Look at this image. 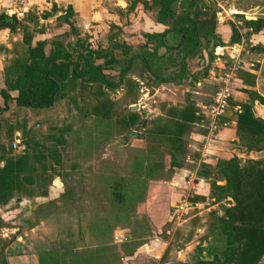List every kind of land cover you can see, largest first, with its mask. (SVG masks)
<instances>
[{
	"label": "rangeland",
	"instance_id": "1",
	"mask_svg": "<svg viewBox=\"0 0 264 264\" xmlns=\"http://www.w3.org/2000/svg\"><path fill=\"white\" fill-rule=\"evenodd\" d=\"M66 2L0 0V15L15 19L8 31L16 37L15 43H20L18 40L29 31L34 42L45 36L53 38L55 32L67 29L58 23L62 17L51 22L44 18L52 13L58 16V10L68 7ZM92 5L90 11H95L98 5ZM173 9L183 11L176 5ZM216 11L211 5L203 14L209 17L205 23H201L199 14L192 15L198 39L189 52L186 49L192 44L175 52V60L168 58L174 67L163 77L152 74L141 58V66L129 68V60L113 50L106 58L95 60L105 74V84L77 81L75 90L58 94L53 104L39 114L9 108V123L4 121L0 128V139L6 142L2 164L25 153L34 170L17 175L19 188L14 185L0 199V264H180L171 256L195 236L204 232L210 235L209 242L223 241L217 233L222 225L219 219L225 220L226 214L240 216L252 192L247 184L249 176L241 169L254 167L264 172V163H251L258 158L256 155L239 154L240 150L247 151L245 147L251 141L245 137L236 144L237 139H229L231 125L226 117L208 140L206 129L197 124V116H192V123L172 119H180L181 112L193 110L194 104L202 112V106L210 102L222 84L221 74L227 72L230 59L225 52L230 49H223L216 60L217 44L209 35L213 22H223L224 14ZM23 23H28L27 31ZM2 26L0 21V29ZM79 38L93 47L98 40ZM74 41L69 35L59 37L70 51L75 49ZM10 43V49L22 52L19 45ZM243 48L245 59L246 45ZM9 55L7 65L12 58ZM108 58L114 61L104 63ZM145 59L149 66L154 65L152 58ZM181 59L183 66L179 65ZM239 68L228 81L230 96L224 113L232 112V104H237L238 110L243 105L252 109L250 91L241 83L244 77ZM134 74L138 76L132 78ZM137 98H142L138 104ZM233 112L236 116L237 111ZM16 133L20 143L12 149ZM235 135L243 134L235 128ZM224 160H234L242 174L238 185L222 193L215 191L213 184L224 179L215 176L213 170L218 168L217 162ZM177 167L179 170H175ZM25 175L31 183L22 179ZM195 177L208 179L201 182ZM218 193L224 195V200L212 209L210 206L219 200ZM205 196L203 202L192 203ZM182 199L192 204L175 211L174 206ZM218 209L220 215L213 211ZM198 224L206 227L201 233L195 230ZM241 224L239 218L235 219L234 229ZM115 235L120 236L119 241L114 240Z\"/></svg>",
	"mask_w": 264,
	"mask_h": 264
},
{
	"label": "crops",
	"instance_id": "2",
	"mask_svg": "<svg viewBox=\"0 0 264 264\" xmlns=\"http://www.w3.org/2000/svg\"><path fill=\"white\" fill-rule=\"evenodd\" d=\"M117 1L119 5L116 4ZM155 2L156 0H67L66 3L70 8V11L68 10L69 16L67 20L71 22L73 29L71 30L69 25L60 18L61 22L58 23L61 24V27L63 25L67 26V29L63 28L64 30H61V32H55L56 36L53 38L45 36L38 39L45 40L46 43L43 49L45 53H47L50 48V42L52 40L59 41V37L61 35H69L70 37L72 36L75 40L74 44L77 39H79V42L85 43L84 40L79 38L81 36L88 37V40H90V37H95L98 38L96 41L97 44L94 47L88 44L91 48L97 47L103 52L109 54L113 52V50H118L125 60H129V68L132 65L141 66L142 61L139 54L142 49H146L147 51H152L153 49L155 53L158 55L161 54V56L157 58L156 63L153 65L152 71H154L156 75L163 77L165 74H167V70L174 67L169 65L168 58L170 56L172 57V55L179 51V49L181 50L180 44L183 41V36L191 34V26L189 24L193 22L192 15L199 14L202 16L201 23H205L209 20V17L203 16V14H206L212 5L216 8L217 13L225 15L228 14L233 20L242 21L243 26L246 28L245 37L248 38L249 44L246 45L247 50L245 53V59L243 55V52L245 51L244 48V51H242L241 54L244 61V63L239 68V71L243 72L244 77L241 83L248 85L250 99L252 101L251 113L253 117L259 118L262 122H264V101H259L255 97L259 96L264 99V0H176L170 5L172 15L169 19L170 23L167 25L156 20L158 7L154 5ZM92 4L98 5L95 11H90V7L93 6ZM174 5L180 6L183 11H173ZM64 8L65 10L62 9L57 11L60 16H53L54 14L52 13L45 16L44 18H48V21L51 22L55 19V17H62L66 11V7ZM95 15H97V18H95ZM246 15L250 16V19H248ZM226 17L227 16H223V22H216L215 24L213 22L211 33L215 38L217 47L229 46L230 42H232L231 35L233 32L237 36V39L232 43L239 42L241 36L240 31L235 29L232 25V22L229 19H226ZM172 18L174 19V22L172 21ZM250 21H252V23ZM76 25L80 26L77 30L74 29ZM9 30L10 29L6 27H1L0 29V72H3V69L7 65L6 62L10 57V40L13 41L14 44L16 42V37H14L12 34H8ZM196 32L199 35L198 30ZM145 34H160L161 36L158 40L156 38L148 41V39L144 37ZM18 41L20 42L21 38ZM62 45L66 48L68 46V44L65 45V43H62ZM73 48L76 47L73 45ZM127 56H129L128 59H126ZM94 63L96 64L95 61ZM180 63L183 65V59L180 60L179 65H181ZM101 73L104 75V78L105 74L102 71ZM135 76L138 75L134 74L132 78ZM88 84H91V82ZM195 84L200 85L202 83L201 81H195ZM1 87L2 78L0 79V88ZM74 88L75 87L71 88L67 84L62 95L68 94L70 91L75 90ZM194 94H196L195 91ZM140 99L137 98L136 102L138 103V100ZM12 106L13 108H18V110H24V113L28 114H39L41 110H46V108L31 109L26 107H16L12 103H8V108L4 111H0V128L4 121L9 123L6 115H9V108ZM196 106L197 105L194 104V109L192 110L193 115L195 116L196 112L199 111L198 107L196 108ZM232 107V112L227 110V112L223 115V117L229 119V121L226 122L231 125V129L227 131V134L231 132L230 135L232 136H229V139H237L236 144H241V139L243 140V138L248 137V135H235L234 126L236 122V116H234L233 111H239L235 109L239 106L237 104H232L231 108ZM257 107L260 108V113L256 111ZM231 114H233V116H231ZM171 115L169 118H172ZM172 119L180 121L179 118L174 117ZM194 119L197 120V118ZM168 121H170V119ZM192 122L193 121H191V123ZM144 123L145 122L143 120L142 125ZM153 130L155 131V129H152L151 132H154ZM223 135L226 136L225 133H221V136ZM1 140L2 139H0V163L2 164V154L6 150V146L4 145L6 142ZM260 143L261 141H259L257 144ZM239 154H247L248 157H253L256 155L254 157L258 158H254L252 161H261L264 163V148L259 151L240 150ZM175 170H179V168L177 167ZM202 179L203 182H205V180L208 178L205 179L202 177ZM216 183L217 185H223L224 180L216 181ZM204 199L206 200L207 196L203 197V199L199 198L198 201L195 200V202L192 203L196 205L203 202L202 200ZM210 200H213V198L210 197ZM223 200L224 198L219 199L216 202L213 200L214 203L210 207L215 209L213 207L220 205ZM206 209L209 210L210 208L207 207ZM213 211L216 215H220L219 209ZM205 228L206 227L204 225L198 224L196 225L195 230H198V232L201 233V231H204ZM203 235L204 232L201 234V236H195L194 241L188 243V245L185 247L176 250L174 255L171 256L173 261H175V263L181 264H196L198 261H210L213 256H216L218 260H221L222 256L220 258V254L223 249V245L209 242L210 235ZM259 263L264 264V255L259 259Z\"/></svg>",
	"mask_w": 264,
	"mask_h": 264
},
{
	"label": "trees",
	"instance_id": "3",
	"mask_svg": "<svg viewBox=\"0 0 264 264\" xmlns=\"http://www.w3.org/2000/svg\"><path fill=\"white\" fill-rule=\"evenodd\" d=\"M176 0H156L155 6L158 7L156 20L165 25L169 24L172 11L170 5ZM67 7L62 20H64L69 28L72 30L71 22L67 20L68 10ZM70 11V10H69ZM2 27L9 29L13 28L15 19L7 16L6 14L0 15ZM252 23V21H250ZM172 25V24H171ZM26 31L28 23H23ZM191 34L183 36V41L180 48H187L186 52L190 51L198 39L197 25L191 22ZM205 31V30H204ZM31 32L23 34L20 43H15L20 46L22 52L19 54L15 48L10 49L12 58L9 64L3 69L2 72V87L0 88V111L8 108V103H12L16 107H26L31 109H42L50 107L55 101L58 94L64 92L67 84L73 88L77 81L80 83H105L103 74L101 73L102 67L95 64L96 59L107 57V53L96 48H91L88 44L75 42L74 50H68L58 40L50 42V48L47 53L44 51L45 40L38 39L32 43ZM206 32V31H205ZM204 33V32H203ZM212 35V33H209ZM205 35V33L203 34ZM159 35L145 34L144 37L148 41L152 39L157 40ZM237 36L234 32L231 35V41H235ZM155 51H147L142 49L139 56L143 59L146 68L152 74L153 66H149L145 57L153 59L154 64L158 57H155ZM175 60V57H169ZM112 58L104 60V63H112ZM180 62V61H179ZM159 63V62H158ZM181 64V63H180ZM180 66H183L182 64ZM14 93V94H11ZM259 101H264L263 98L255 96ZM255 98V99H256ZM256 111L261 112L257 107ZM180 120L185 123L191 122L193 112L183 110ZM182 126V125H181ZM236 131L238 133L248 135L251 144L246 145L247 151H259L264 148V122L259 118L253 117L248 105H243L236 113ZM261 141L260 144H257ZM35 157V156H34ZM28 157L24 153L14 159H6L0 166V199H4L9 191L15 185L19 188L21 181L17 175L22 173H30L34 170V166L28 163ZM251 163H259L252 161ZM218 168L213 170V174L220 175L224 179L222 186L213 184L214 190L217 192L225 193L227 190H232L240 181L239 175L242 173L237 168L234 160H224L217 162ZM244 171L247 178V184L251 185V193L247 199L245 206L240 216L233 217L232 214H226L225 220L219 219L222 225L217 229L223 237V241L215 242L223 245L222 259L218 260L213 256L210 261H198L196 264H260L259 259L264 255V172L256 169H241ZM26 183H31L32 180L28 175L22 178ZM224 197V195L216 194V200ZM211 214H213L211 212ZM239 218L243 225H238L236 229L233 227V221ZM181 264V263H180Z\"/></svg>",
	"mask_w": 264,
	"mask_h": 264
},
{
	"label": "built area",
	"instance_id": "4",
	"mask_svg": "<svg viewBox=\"0 0 264 264\" xmlns=\"http://www.w3.org/2000/svg\"><path fill=\"white\" fill-rule=\"evenodd\" d=\"M216 14L218 13L216 12ZM224 16H227L226 19H229L232 22L234 28L240 31L241 36L239 42L232 43L229 46L219 47V51L216 50L218 48L217 46L214 48V55L216 56V60H219V57L223 54V52H221L223 49L224 51L230 49L229 52H225L227 53L230 59V64L227 66V72L221 74L220 80L222 84L218 86L216 91H214L210 102L202 106V112H196V116L199 118V123H197L198 126L200 128L202 127L203 129H206L205 140L212 138L220 126V121L222 120L225 109L227 107V98L230 96V88L228 81L232 79L233 73L237 71L238 68L241 66V53L243 51V47L249 44L248 38L245 37L246 28L243 26V22L239 20H233L228 14H224ZM216 18L218 19V17ZM235 109L238 110L239 107H236ZM35 126H38V124L36 123ZM19 143V134L16 133L15 137L13 138V141H11V148L16 149ZM196 179L203 182L202 178L197 177ZM187 200L188 199H182L178 203V205H175V211H179L180 209H182V206H187L188 204L190 205ZM113 238L114 240L119 241L120 236L115 235L113 236Z\"/></svg>",
	"mask_w": 264,
	"mask_h": 264
},
{
	"label": "bare ground",
	"instance_id": "5",
	"mask_svg": "<svg viewBox=\"0 0 264 264\" xmlns=\"http://www.w3.org/2000/svg\"><path fill=\"white\" fill-rule=\"evenodd\" d=\"M232 12V11H231ZM233 13V12H232ZM246 16H248V15H246ZM248 19H249V17H248ZM217 50V49H216Z\"/></svg>",
	"mask_w": 264,
	"mask_h": 264
}]
</instances>
